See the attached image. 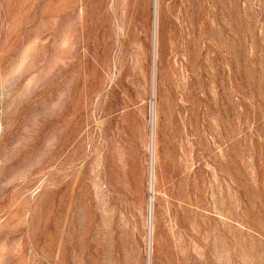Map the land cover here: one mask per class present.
<instances>
[{
    "label": "rangeland",
    "instance_id": "rangeland-1",
    "mask_svg": "<svg viewBox=\"0 0 264 264\" xmlns=\"http://www.w3.org/2000/svg\"><path fill=\"white\" fill-rule=\"evenodd\" d=\"M0 264H264V0H0Z\"/></svg>",
    "mask_w": 264,
    "mask_h": 264
},
{
    "label": "bare ground",
    "instance_id": "bare-ground-1",
    "mask_svg": "<svg viewBox=\"0 0 264 264\" xmlns=\"http://www.w3.org/2000/svg\"><path fill=\"white\" fill-rule=\"evenodd\" d=\"M156 1V0H155ZM152 140V139H151ZM152 143V142H151ZM151 147V146H150ZM151 149H153V148H151ZM150 149V150H151ZM152 152H151V161H152ZM152 176H153V170H152V166L150 165V178H152ZM151 228V227H150ZM151 230V229H150ZM150 232V231H149ZM149 238V237H148Z\"/></svg>",
    "mask_w": 264,
    "mask_h": 264
}]
</instances>
